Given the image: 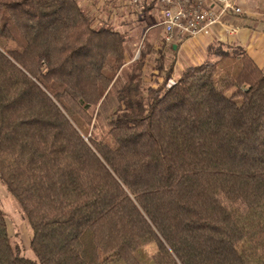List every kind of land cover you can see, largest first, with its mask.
Instances as JSON below:
<instances>
[{
    "label": "trees",
    "instance_id": "1",
    "mask_svg": "<svg viewBox=\"0 0 264 264\" xmlns=\"http://www.w3.org/2000/svg\"><path fill=\"white\" fill-rule=\"evenodd\" d=\"M128 42L78 0H0V182L33 232L27 257L0 205V264H264V68L211 44L155 87Z\"/></svg>",
    "mask_w": 264,
    "mask_h": 264
},
{
    "label": "rangeland",
    "instance_id": "2",
    "mask_svg": "<svg viewBox=\"0 0 264 264\" xmlns=\"http://www.w3.org/2000/svg\"><path fill=\"white\" fill-rule=\"evenodd\" d=\"M83 9L86 11L89 10L90 12L92 10V7L94 6L96 9H93L90 14L93 15V17L96 18V24H99L100 22L108 23V25L114 27L118 31L124 32L127 37L129 38V42L126 44L127 46V65L130 66L132 62H134L136 59L140 57V54L147 53L145 61L147 63V66H145V77L146 82L155 87H157L158 84L163 83V75L166 74V72H161L157 70V67L160 62L161 57L165 56V70L169 68V65L175 61L176 62V69L177 72H179L180 68H183V70L189 66L192 65L193 61L195 64H201L202 61H199V57L196 56L198 53H196L195 48L188 47L187 49L181 48L180 44L179 49L177 53H174L171 50L170 43L166 42L160 28H154L158 29V36L155 38V43L153 44L151 41V27H156L157 20L155 16L149 14L147 17L146 26L139 27L137 26V7L133 6L129 0H78ZM124 3L122 6H118V4ZM108 3V6L111 8L109 12L106 11V13H103L101 10L104 7V4ZM107 6V4H106ZM109 10V8H108ZM150 20V21H149ZM153 28V27H152ZM187 41V40H185ZM209 47V46H208ZM206 48V53L207 49ZM194 52L193 54H191ZM127 66V67H128ZM127 69V68H126ZM174 81V79H173ZM173 84L172 81H168L167 86H170ZM115 110V106L113 102H109L104 106L101 112V116L99 117L97 121V125L99 126L98 129H96L95 134L98 137H104L107 138L106 131H108V121L109 117L112 114V112ZM0 205L2 207V210L4 211L7 223H8V229L9 233L11 235L12 241L14 244L19 245L22 248V253L27 257H33L30 244L32 239V229L27 221V219L24 216V213L16 201V199L8 193L7 189L2 185L0 182ZM155 250L154 246H151L148 248V252L152 254Z\"/></svg>",
    "mask_w": 264,
    "mask_h": 264
},
{
    "label": "crops",
    "instance_id": "3",
    "mask_svg": "<svg viewBox=\"0 0 264 264\" xmlns=\"http://www.w3.org/2000/svg\"><path fill=\"white\" fill-rule=\"evenodd\" d=\"M130 2V0H129ZM107 4V6H106ZM124 5V3L118 4V6ZM238 5L243 9V13L240 15H227L223 18V20L217 24L212 33L209 36H201L193 39H189L187 41L178 42L170 44L172 48L176 47V44H180L181 48L187 49L188 47L195 48L196 56L199 57V61L204 62L207 57L206 48L211 44L221 43L226 46H239L245 49L247 54L255 61V63L261 68H264V0H238ZM110 6V5H109ZM108 6V3L104 4L103 9L101 10L103 13L110 11L111 8ZM109 8V10H108ZM96 9L94 6L92 10ZM90 11L89 13L93 12ZM98 10V9H96ZM89 11V10H87ZM150 12H139L137 11V26L144 27L146 26L147 17ZM147 15V16H146ZM150 19V18H149ZM150 21V20H149ZM153 27V28H152ZM151 27L152 38L151 41L154 44L155 38L158 36V29L162 30V27L156 24V27ZM122 32V31H120ZM124 33V32H122ZM179 48V49H181ZM175 49V48H174ZM178 49V50H179ZM192 52L191 54H193ZM190 64H195L193 61ZM183 68L179 69L177 72L176 66L174 69L173 78L177 79Z\"/></svg>",
    "mask_w": 264,
    "mask_h": 264
},
{
    "label": "built area",
    "instance_id": "4",
    "mask_svg": "<svg viewBox=\"0 0 264 264\" xmlns=\"http://www.w3.org/2000/svg\"><path fill=\"white\" fill-rule=\"evenodd\" d=\"M142 12L149 7L166 42L173 44L209 36L227 15H240L238 0H130Z\"/></svg>",
    "mask_w": 264,
    "mask_h": 264
},
{
    "label": "water",
    "instance_id": "5",
    "mask_svg": "<svg viewBox=\"0 0 264 264\" xmlns=\"http://www.w3.org/2000/svg\"><path fill=\"white\" fill-rule=\"evenodd\" d=\"M176 49V47H174Z\"/></svg>",
    "mask_w": 264,
    "mask_h": 264
}]
</instances>
